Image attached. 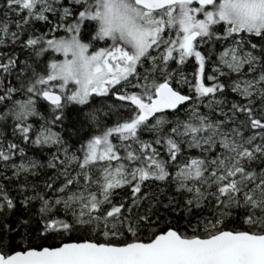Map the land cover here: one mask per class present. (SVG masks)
I'll list each match as a JSON object with an SVG mask.
<instances>
[{
    "label": "snow or ice",
    "instance_id": "1",
    "mask_svg": "<svg viewBox=\"0 0 264 264\" xmlns=\"http://www.w3.org/2000/svg\"><path fill=\"white\" fill-rule=\"evenodd\" d=\"M0 264H264V0H0Z\"/></svg>",
    "mask_w": 264,
    "mask_h": 264
}]
</instances>
